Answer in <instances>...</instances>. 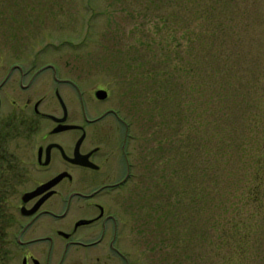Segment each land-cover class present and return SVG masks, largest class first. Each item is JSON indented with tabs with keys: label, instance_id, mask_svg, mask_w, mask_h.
I'll use <instances>...</instances> for the list:
<instances>
[{
	"label": "rangeland",
	"instance_id": "374dc122",
	"mask_svg": "<svg viewBox=\"0 0 264 264\" xmlns=\"http://www.w3.org/2000/svg\"><path fill=\"white\" fill-rule=\"evenodd\" d=\"M33 63L70 65L85 99L109 90L100 108L127 117L141 264H264V0H0V70ZM11 110L2 213L14 217L7 264H21L31 185Z\"/></svg>",
	"mask_w": 264,
	"mask_h": 264
},
{
	"label": "flooded vegetation",
	"instance_id": "af4514ba",
	"mask_svg": "<svg viewBox=\"0 0 264 264\" xmlns=\"http://www.w3.org/2000/svg\"><path fill=\"white\" fill-rule=\"evenodd\" d=\"M68 67L0 70V117L9 100L8 136L25 156L21 177L31 185L22 196L54 183L28 202L20 197L15 245L24 249L21 264H141L143 231L131 223L132 184L137 189L141 176L129 121L118 109L100 108L112 97L109 90L97 88L85 99L80 77ZM98 91L106 92L105 100L96 98Z\"/></svg>",
	"mask_w": 264,
	"mask_h": 264
},
{
	"label": "trees",
	"instance_id": "16d2710c",
	"mask_svg": "<svg viewBox=\"0 0 264 264\" xmlns=\"http://www.w3.org/2000/svg\"><path fill=\"white\" fill-rule=\"evenodd\" d=\"M256 172L258 171V167H256ZM1 170V169H0ZM5 182L0 181V264H7L8 259V229L9 225L14 221V217H11V215H7L6 213H2V206L5 205V197L4 196V186ZM10 186V185H9ZM258 184L256 185V187ZM235 230L238 231L236 228Z\"/></svg>",
	"mask_w": 264,
	"mask_h": 264
},
{
	"label": "water",
	"instance_id": "95a60500",
	"mask_svg": "<svg viewBox=\"0 0 264 264\" xmlns=\"http://www.w3.org/2000/svg\"><path fill=\"white\" fill-rule=\"evenodd\" d=\"M106 97H107V94H106V92H104V91H98V92L96 93V98H97L98 100H100V101L105 100ZM53 184H54V183H51V184L45 186L44 188H41V189H39V190H37V191L31 193V194H25V195H23V196H22V201H23L24 203H25V202H28L30 199L36 197L38 194H40V193L43 192L44 190L50 188ZM36 208H37V207H36ZM36 208H35L32 212H34V211L36 210ZM30 213H31V212H30ZM35 264H37V263L35 262Z\"/></svg>",
	"mask_w": 264,
	"mask_h": 264
}]
</instances>
